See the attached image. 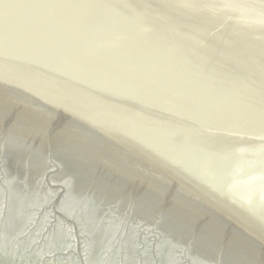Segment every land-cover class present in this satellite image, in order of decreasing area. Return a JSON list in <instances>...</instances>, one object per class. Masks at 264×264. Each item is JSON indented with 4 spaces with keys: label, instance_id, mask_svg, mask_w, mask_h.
Masks as SVG:
<instances>
[{
    "label": "water",
    "instance_id": "95a60500",
    "mask_svg": "<svg viewBox=\"0 0 264 264\" xmlns=\"http://www.w3.org/2000/svg\"><path fill=\"white\" fill-rule=\"evenodd\" d=\"M0 264H264V0H0Z\"/></svg>",
    "mask_w": 264,
    "mask_h": 264
}]
</instances>
